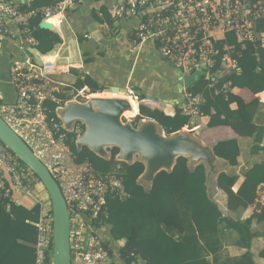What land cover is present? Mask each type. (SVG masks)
<instances>
[{"label":"built area","instance_id":"2783aa9c","mask_svg":"<svg viewBox=\"0 0 264 264\" xmlns=\"http://www.w3.org/2000/svg\"><path fill=\"white\" fill-rule=\"evenodd\" d=\"M32 1L22 0L21 3L29 8ZM71 4L72 0H61L53 8L21 12L16 2L0 0V43L7 38L12 42L15 36L11 35L8 25L13 23L18 29V41L14 44L24 53L10 64L15 100L9 103L0 97V117L47 168L61 190L69 214L70 264H111L110 248L99 234L104 226L98 223V217L107 198L124 200L127 197L122 180L117 171L101 175L85 164H75L64 144V135L60 134V130H64L62 123L47 119L42 107L46 99L55 101L53 88L50 89V85L55 84L53 78L81 67V60L77 53L60 56L58 52L52 62H44V56L39 55L41 65H37L26 51L35 49L38 44L32 36L31 18L40 16L41 21L49 23L51 17L62 15ZM112 16L117 23L139 19L133 33L135 41L138 45L147 41L155 44L160 58L174 68L180 78L205 75L214 83L216 78L229 73L224 72L227 64L236 63L231 57L233 49L224 46L220 69L210 75L218 55L216 42L229 33L234 34L238 43L255 42L259 36L256 24L264 18V0H116ZM126 89L127 96L139 106L138 96ZM85 91L73 94L69 101L86 104L89 100ZM82 126L75 124L71 132L80 136ZM6 182L11 188H6ZM38 184L41 185L37 177L0 142V190L4 196H9L11 190L32 196ZM102 215L105 216V212ZM32 224L37 230L33 245L35 264H52L51 208L44 209L40 205L38 221Z\"/></svg>","mask_w":264,"mask_h":264},{"label":"trees","instance_id":"16d2710c","mask_svg":"<svg viewBox=\"0 0 264 264\" xmlns=\"http://www.w3.org/2000/svg\"><path fill=\"white\" fill-rule=\"evenodd\" d=\"M12 1L18 4L21 12H27L42 7L53 8L61 0H33L29 8L21 3L22 0ZM100 13V23L113 28L116 21L112 12L102 8ZM40 22V16L31 18L30 28L32 36L38 42L35 49L42 56H46L60 39L54 32L40 29ZM255 31L264 32V18L258 20ZM224 46L233 49L231 57L236 61L239 72L219 76L214 83L205 75H201L194 86L187 89V94L192 98L201 96L204 101L200 107L202 113L208 114L209 108L212 107L214 119L223 116L222 120H216L210 126L228 125L239 133L252 121L259 105L255 100L245 104L240 98L223 92L222 86L227 83L231 89L246 88L254 95L264 92V45L260 41H245L241 44L237 42L233 33L226 34L222 41L215 44L218 55L210 70L211 76L220 69V59L225 53ZM71 71L77 74V78L66 92L72 90L75 94L87 87L91 96H103L104 87L99 86L89 76H80L74 70ZM66 92L53 94L58 102L49 99L43 101L42 107L46 110L47 119H53L55 123L60 124L55 110L71 100V95L68 96ZM231 104H236L237 109L231 111L229 109ZM137 114L135 122L154 121L165 136L188 127L190 121V115L179 107L175 108L173 116H167L160 110L143 105L138 107L137 104L135 115ZM82 129L84 132V126ZM263 132L264 129H260L259 136ZM60 134L64 135V144L74 157L75 164H86L93 172L101 175L117 171L118 177L122 180L127 197L124 200L107 198L102 209L100 208L98 217V223L107 226L106 230L112 241H125L122 248L115 249L122 264H136L139 261L141 264H210L208 255H213L219 250L221 225L226 220L217 205L206 194L205 172L202 166H197L190 172L187 168V159L179 157L172 171L169 173L161 171L156 174L151 189L145 191L137 184L144 171L141 162L127 164L115 161L114 158L119 153L116 148L110 150V159L105 160L86 146L77 149L75 144L77 135L74 132L60 130ZM214 153L228 161L230 165H235L238 156L237 144L234 140L219 143L214 147ZM245 177L234 197H243L245 190L250 194L248 203H253L257 186L264 182V175L253 179V176L247 173ZM235 181L236 178L224 175L218 177V183L220 186L223 185L229 196H233L230 188ZM6 188H11L7 182ZM21 198L24 197L13 190L9 196H4V192L0 190V264H35L33 245L36 242L37 230L32 223L38 221L40 205L27 196L22 203L19 201ZM103 212L105 216L102 215ZM113 251L114 249L110 248L112 257L115 253H112Z\"/></svg>","mask_w":264,"mask_h":264},{"label":"crops","instance_id":"0c3cea01","mask_svg":"<svg viewBox=\"0 0 264 264\" xmlns=\"http://www.w3.org/2000/svg\"><path fill=\"white\" fill-rule=\"evenodd\" d=\"M115 1L72 0V4L62 13V19L59 16L49 19V23L55 25L50 31L58 35L60 42L42 60H53L52 58L58 52L60 56H74L77 53V57L79 56L81 60V67L74 71L78 75L91 77L105 89L128 88L138 96L140 105L160 110L167 116H173L175 108L179 107L177 102L182 98L177 87L180 78L178 72L160 58L155 44L147 41L138 45L135 41L133 33L138 26L139 19L115 22L113 28L100 23V10L105 8L112 12ZM8 27L11 35L15 37L12 42L7 38L0 43V97L3 101L10 103L15 100L14 89L10 83V64L13 59L21 58L24 53L17 48V44H14L18 41L17 26L10 23ZM258 34L256 41L264 45V32ZM31 49L27 48L26 51L30 54ZM225 68L224 72H239L236 63L235 65L227 64ZM72 72L53 78L55 84L50 85V89L53 88L52 94L65 93L67 88L74 84L77 74ZM87 89L85 87L83 90ZM222 91L240 98L245 104L255 100L259 105L252 121L246 129H241L239 133L228 125L210 126L216 120H222L223 116L214 119L215 114L212 107L209 108L208 114L202 113L200 107L204 101L201 96L192 98L186 94L182 108L186 114L190 115L188 127L183 128L189 132L185 144L198 150L203 149L209 156L207 161L202 157L185 156L187 168L190 172L197 166L204 168L206 194L217 205L226 220L221 225L220 248L217 253L208 255V261L210 264H264V182L257 186L253 203H248L250 194L245 190H243L245 197H234L247 173L251 174L253 179L264 175V166H262L264 165V132L261 136L258 134L260 129H264V92L254 95L246 88L231 89L227 83L222 86ZM215 92L218 93L217 90ZM126 98L136 111L137 103L128 96ZM150 98H156L157 101ZM169 100L174 105L164 104V101ZM55 102L58 101L55 99ZM229 109L236 110V104L229 105ZM135 116L134 114L133 117ZM79 137H76V140ZM229 140H234L238 148L235 165H230L228 161L217 157L214 153V147L217 144ZM109 157L110 149L107 150L105 159L109 160ZM142 164L144 171L138 178L137 184L145 191H149L154 174L151 177L147 176L146 165L143 162ZM171 171L172 168L164 169L167 173ZM219 175L236 178L234 185L230 188L233 196L226 194L223 185L220 186ZM43 191L42 185L38 184L35 187L34 197L41 199L42 203L35 202L44 208H49L50 201H47L48 196ZM19 196L24 197L19 200L24 203L25 195L19 194ZM27 197L34 201L33 196ZM100 235L104 244L114 249L112 253L116 248H122L125 245L124 240L112 241L107 230ZM113 256L111 264H122L116 252ZM136 264H141V262H136Z\"/></svg>","mask_w":264,"mask_h":264},{"label":"water","instance_id":"95a60500","mask_svg":"<svg viewBox=\"0 0 264 264\" xmlns=\"http://www.w3.org/2000/svg\"><path fill=\"white\" fill-rule=\"evenodd\" d=\"M39 28L50 31L52 26L46 21H41ZM30 54L33 56L35 63L41 65L39 58L40 53L36 49H31ZM198 78L196 76H183L178 80L179 93L182 98L177 102V106L184 107V100L187 94V89L194 86ZM110 92L124 91L127 95L126 88L111 87ZM157 101L156 98H150ZM94 102V103H93ZM95 104V110L92 109V104ZM92 103L80 104L75 101H69L65 107L57 109L56 115L63 125L66 132H71L76 123L84 126V132L76 140V147L80 149L86 146L90 151L100 158H107V149L116 148L119 153L117 159L125 163H134L135 156H139L138 162H143L146 165V175L152 176L166 168H173L177 158L192 155L202 157L208 160V154L203 149H195L188 146L186 143L189 132L180 130V135L174 137L170 135V139H165V134L159 125L151 120H141V130L136 131L129 125H121L118 121L120 112L123 108V103L116 101L93 100ZM70 104L69 106H67ZM164 104L174 105L172 101H164ZM67 106V107H66ZM150 129V133L147 130ZM162 134L159 139L157 134ZM158 141V148L155 150L154 142ZM178 141L176 148H168L167 143ZM0 142L11 151V153L25 165L39 180L48 194L50 208L53 221L52 235V264H70V249H69V214L67 205L61 190L51 176L47 168L38 160L30 148L10 129V127L0 117ZM150 151H154L163 157L165 164L157 166L156 169L150 170ZM106 160V159H105ZM159 170V172H157ZM153 176V177H154ZM149 177V178H150ZM153 177L151 181H153Z\"/></svg>","mask_w":264,"mask_h":264},{"label":"bare ground","instance_id":"6f19581e","mask_svg":"<svg viewBox=\"0 0 264 264\" xmlns=\"http://www.w3.org/2000/svg\"><path fill=\"white\" fill-rule=\"evenodd\" d=\"M55 16H59L61 19H62V15L59 14V15H55ZM53 16V17H55ZM51 17V18H53ZM45 59V58H44ZM47 59V58H46ZM53 60L55 59V57L52 58ZM53 60H43L44 62H52ZM103 95H106L108 94L109 97H101V98H90L88 99L90 101V103H92L93 100H97V99H100V100H105V101H116V102H121L123 103V108L120 112V115H119V118H118V121L121 125H127V124H122L121 122V118L123 117L124 114H127L129 113L130 115H134L135 114V110L134 108L132 107L130 101L126 98L127 95L125 94L124 91H119V92H110L109 90L108 91H103L102 92ZM94 103V102H93ZM93 103L91 104L92 105V109L95 110V104L93 105ZM142 123H145V121H143ZM148 133H150V129L147 130ZM180 135V132L179 133H176L174 134L173 136L174 137H178ZM154 142V141H153ZM177 143L178 141H172L171 143H167L168 145V148H176L177 147ZM154 146H155V150L158 148V144L159 142L156 141L153 143ZM150 155V160H149V163H150V170H154L157 168V166H161L163 164H165L167 161L164 162V159L163 157L157 155V154H154L155 152L154 151H150L149 152Z\"/></svg>","mask_w":264,"mask_h":264},{"label":"rangeland","instance_id":"374dc122","mask_svg":"<svg viewBox=\"0 0 264 264\" xmlns=\"http://www.w3.org/2000/svg\"><path fill=\"white\" fill-rule=\"evenodd\" d=\"M121 87H123V86H121ZM109 89L108 88H106L104 91H108ZM88 91V92H87ZM89 93V90L87 89L86 91H85V93H84V95L86 96L87 95V99H90V98H101V97H109V95L108 94H106L105 96H101V97H95V96H91L90 94H88ZM68 94L69 95H73L74 93L71 91L70 93L68 92ZM68 95V96H69ZM79 101V100H78ZM70 104H68L67 106H69ZM66 106V107H67ZM62 107H65V104L62 106ZM134 116V115H133ZM133 116L131 117L130 116V114L129 113H127V114H124L123 115V117L121 118V122H122V124H130L129 126L132 128V129H134V130H136V131H139V130H141V127L144 125H140L141 123L140 122H142V121H139V122H135L132 118H133ZM131 120V121H130ZM145 121H147V120H145ZM76 124H78V123H76ZM80 124V123H79ZM185 131V130H184ZM158 136V138L159 139H161V140H165V139H170L171 137L170 136H165V139L164 138H161V136H162V134H157ZM80 136H82V134L80 135ZM107 150H109V149H107ZM111 150V149H110ZM116 157V156H115ZM110 158V157H109ZM118 158V157H117ZM117 158H114V160L115 161H117L116 159ZM137 160H140L139 159V156H135V158H134V161H137ZM42 188H43V192L45 193V195H47L48 196V194H47V192L45 191V189H44V187L42 186ZM31 195L33 196V198H34V201H36V202H39V203H42V200L41 199H39L38 197H34V192L33 193H31ZM49 200V197H48V199H47V201ZM47 201H46V203H47ZM44 208V207H43ZM44 209H48V208H44ZM106 229H107V226H104L102 229H100L99 230V234H101L102 232H105L106 231Z\"/></svg>","mask_w":264,"mask_h":264},{"label":"clouds","instance_id":"9594fccd","mask_svg":"<svg viewBox=\"0 0 264 264\" xmlns=\"http://www.w3.org/2000/svg\"><path fill=\"white\" fill-rule=\"evenodd\" d=\"M139 106H140V105H139ZM139 106H138V107H139ZM138 114H139V110H138ZM138 114H137L135 117H133V118H136V117L138 116ZM134 120H135V119H134ZM182 130H183V129H182Z\"/></svg>","mask_w":264,"mask_h":264}]
</instances>
